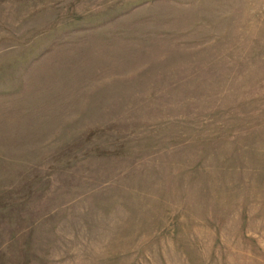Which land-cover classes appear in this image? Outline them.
Segmentation results:
<instances>
[{"label":"rangeland","instance_id":"374dc122","mask_svg":"<svg viewBox=\"0 0 264 264\" xmlns=\"http://www.w3.org/2000/svg\"><path fill=\"white\" fill-rule=\"evenodd\" d=\"M0 264H264V0H0Z\"/></svg>","mask_w":264,"mask_h":264}]
</instances>
